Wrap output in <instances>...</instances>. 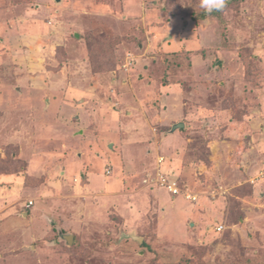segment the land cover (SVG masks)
I'll return each mask as SVG.
<instances>
[{
    "label": "rangeland",
    "instance_id": "obj_1",
    "mask_svg": "<svg viewBox=\"0 0 264 264\" xmlns=\"http://www.w3.org/2000/svg\"><path fill=\"white\" fill-rule=\"evenodd\" d=\"M0 264H264V0H0Z\"/></svg>",
    "mask_w": 264,
    "mask_h": 264
},
{
    "label": "clouds",
    "instance_id": "obj_2",
    "mask_svg": "<svg viewBox=\"0 0 264 264\" xmlns=\"http://www.w3.org/2000/svg\"><path fill=\"white\" fill-rule=\"evenodd\" d=\"M228 0H198V6L205 14H212L213 12L223 11L227 5Z\"/></svg>",
    "mask_w": 264,
    "mask_h": 264
},
{
    "label": "built area",
    "instance_id": "obj_3",
    "mask_svg": "<svg viewBox=\"0 0 264 264\" xmlns=\"http://www.w3.org/2000/svg\"><path fill=\"white\" fill-rule=\"evenodd\" d=\"M106 172H107V174H109L110 173V169H107ZM159 184L162 185V186H165L167 188V191H169L172 194H177L179 192V188L176 185V183L175 182H170L169 180H167L163 176L160 177ZM186 196L188 198H192V196L189 195V194H187ZM222 227H223L222 225H217L216 226V230L220 231L222 229Z\"/></svg>",
    "mask_w": 264,
    "mask_h": 264
},
{
    "label": "water",
    "instance_id": "obj_4",
    "mask_svg": "<svg viewBox=\"0 0 264 264\" xmlns=\"http://www.w3.org/2000/svg\"><path fill=\"white\" fill-rule=\"evenodd\" d=\"M182 126H183V123H177V124L173 125L172 130H174L176 128H179V127H182ZM128 236L133 238V239H135V240H137V241H142V239L140 237H137V236H135L133 234H129ZM62 237L67 239V241L71 242L72 235H66V234L63 235L62 234Z\"/></svg>",
    "mask_w": 264,
    "mask_h": 264
},
{
    "label": "trees",
    "instance_id": "obj_5",
    "mask_svg": "<svg viewBox=\"0 0 264 264\" xmlns=\"http://www.w3.org/2000/svg\"><path fill=\"white\" fill-rule=\"evenodd\" d=\"M202 13H203V12H202ZM202 13H201V14H202ZM200 16H201V15H200Z\"/></svg>",
    "mask_w": 264,
    "mask_h": 264
}]
</instances>
